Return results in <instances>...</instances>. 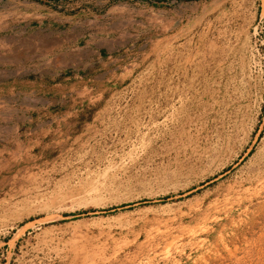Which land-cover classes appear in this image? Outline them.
Returning <instances> with one entry per match:
<instances>
[{
  "label": "rangeland",
  "instance_id": "rangeland-1",
  "mask_svg": "<svg viewBox=\"0 0 264 264\" xmlns=\"http://www.w3.org/2000/svg\"><path fill=\"white\" fill-rule=\"evenodd\" d=\"M0 264H264V0H0Z\"/></svg>",
  "mask_w": 264,
  "mask_h": 264
},
{
  "label": "bare ground",
  "instance_id": "bare-ground-1",
  "mask_svg": "<svg viewBox=\"0 0 264 264\" xmlns=\"http://www.w3.org/2000/svg\"><path fill=\"white\" fill-rule=\"evenodd\" d=\"M231 191H233V190H231Z\"/></svg>",
  "mask_w": 264,
  "mask_h": 264
}]
</instances>
